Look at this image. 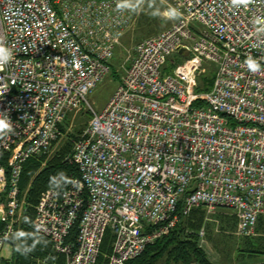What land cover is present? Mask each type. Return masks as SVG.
<instances>
[{
  "label": "built area",
  "instance_id": "2783aa9c",
  "mask_svg": "<svg viewBox=\"0 0 264 264\" xmlns=\"http://www.w3.org/2000/svg\"><path fill=\"white\" fill-rule=\"evenodd\" d=\"M121 2L0 0V42L12 54L0 70V114L14 128L0 136V264L21 218L25 162L48 153L83 104L91 118L71 155L79 178L35 207L36 232L65 264H97L108 231V264L137 258L176 224L180 200L186 214L231 208L242 236L264 215V0H173L177 20L137 43L97 110L88 96L133 18ZM206 64L216 65L214 81L197 92Z\"/></svg>",
  "mask_w": 264,
  "mask_h": 264
},
{
  "label": "trees",
  "instance_id": "16d2710c",
  "mask_svg": "<svg viewBox=\"0 0 264 264\" xmlns=\"http://www.w3.org/2000/svg\"><path fill=\"white\" fill-rule=\"evenodd\" d=\"M174 64L176 62L170 66ZM110 67V72H112L111 62ZM213 78V76L211 78L201 77L197 92L208 90L211 87ZM203 84H210V86H203ZM195 104H197V101ZM61 129L63 132V125ZM74 139L65 142L52 155L45 153L33 156L25 162L20 189L22 199L24 197L26 202L23 206V215L17 226V232L9 242L13 244L12 256L4 258L2 255L3 264H60L58 262L53 263L52 260L59 259L61 256L66 258L64 254L55 250L52 241L48 237L36 232L34 218L35 206L46 190L49 188L68 189L73 181L79 178L78 166L71 160ZM183 202V200L179 202L178 220L170 232L155 243L150 244L140 256L129 260L126 264H158L161 260H165L168 264H215L206 250L199 245L200 228L207 207H194L186 214L183 212ZM222 208L227 209L228 207ZM263 216L259 218L257 226L261 222L264 230ZM77 233L78 226H75L71 231L70 240H74ZM252 239L262 240L263 243H260V246L257 247L258 245L255 243V245H252ZM111 242L112 234L107 232L97 264H108L106 255L111 251ZM248 247L252 254H264V236L251 238Z\"/></svg>",
  "mask_w": 264,
  "mask_h": 264
},
{
  "label": "rangeland",
  "instance_id": "374dc122",
  "mask_svg": "<svg viewBox=\"0 0 264 264\" xmlns=\"http://www.w3.org/2000/svg\"><path fill=\"white\" fill-rule=\"evenodd\" d=\"M128 1L132 10L133 18L129 27L122 34L119 44L115 49L114 57L111 60L112 72H110L98 87L88 96V101L97 110L105 108L110 97L124 78L129 64L136 55L135 48L137 43L160 33L164 29L170 27L177 20V15L173 9V0ZM196 26L200 25L196 24ZM176 55L179 57L178 53H176ZM182 58L184 57L182 56ZM175 65L176 64L173 66ZM215 68L216 65L214 64H206L203 72L198 78V86L201 77H214ZM167 71L170 72V69ZM212 81H214V78ZM212 84L213 82L211 83V86ZM203 86H210V84H203ZM205 88L207 89V87ZM82 106L83 107L70 111L66 115L62 124L63 134L54 143L51 150L48 152L49 155H52L55 150L59 149L65 142L76 138L74 139L72 146L74 149L75 141L82 136L91 118L90 112L85 107L86 104H83ZM75 135L77 137H74ZM22 201L24 206L26 202L24 197ZM206 211L202 227L200 228V230H205V237L202 238L199 235V245L206 250L212 262L215 264H248V261H250L251 264H264V254H251V256L249 254L250 248L248 247L251 238L264 236V234L260 236V232L264 233L263 228L260 231L259 226H257L253 234L242 236L238 233L239 217L234 210L231 208H217L214 210L206 209ZM22 215L23 209L21 217ZM254 243L259 247L260 243H263V241L252 239V245H255ZM12 251L13 244H6L3 253L9 254L12 253ZM158 264L168 263H166L165 260H161Z\"/></svg>",
  "mask_w": 264,
  "mask_h": 264
},
{
  "label": "clouds",
  "instance_id": "9594fccd",
  "mask_svg": "<svg viewBox=\"0 0 264 264\" xmlns=\"http://www.w3.org/2000/svg\"><path fill=\"white\" fill-rule=\"evenodd\" d=\"M234 5L244 4L247 5L249 0H232ZM127 6V0H122L118 3V9ZM12 58L11 49L5 47L2 42H0V70H3V66L7 64ZM246 64L249 69L253 72L259 70L260 65L253 59L248 58ZM14 131L13 125L10 118L5 114H0V136L8 135Z\"/></svg>",
  "mask_w": 264,
  "mask_h": 264
},
{
  "label": "crops",
  "instance_id": "0c3cea01",
  "mask_svg": "<svg viewBox=\"0 0 264 264\" xmlns=\"http://www.w3.org/2000/svg\"><path fill=\"white\" fill-rule=\"evenodd\" d=\"M131 64V63H130ZM130 64H129V66H130ZM128 66V67H129ZM263 219H262V224H263ZM259 229H260V231H261V229H262V226H261V222H260V225H259ZM261 233V232H260ZM264 234V233H263ZM260 235H262V233L260 234ZM251 241V240H250ZM3 252H4V249H3ZM13 252V251H12ZM249 254L251 255L252 253H250L249 252ZM12 256V253H9V254H5V253H3V257L4 258H10ZM252 256V255H251ZM250 260V259H249ZM53 261V263H55V262H58V263H60V264H65L66 263V258H64L63 256H61V257H59V259H54V260H52ZM260 263V262H259ZM248 264H251L250 263V261H248ZM253 264V263H252Z\"/></svg>",
  "mask_w": 264,
  "mask_h": 264
},
{
  "label": "water",
  "instance_id": "95a60500",
  "mask_svg": "<svg viewBox=\"0 0 264 264\" xmlns=\"http://www.w3.org/2000/svg\"><path fill=\"white\" fill-rule=\"evenodd\" d=\"M180 51L182 52V51H183V49L181 48V49H180Z\"/></svg>",
  "mask_w": 264,
  "mask_h": 264
}]
</instances>
